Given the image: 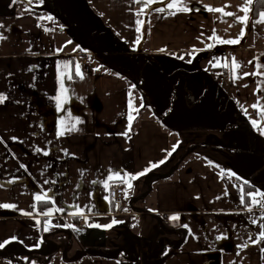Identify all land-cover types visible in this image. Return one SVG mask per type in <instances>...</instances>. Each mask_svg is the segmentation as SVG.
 <instances>
[{
  "label": "crops",
  "instance_id": "1",
  "mask_svg": "<svg viewBox=\"0 0 264 264\" xmlns=\"http://www.w3.org/2000/svg\"><path fill=\"white\" fill-rule=\"evenodd\" d=\"M100 1L82 8L102 15ZM169 2L105 0L123 3L126 19L119 8L106 18L113 33L101 43L112 41L95 51L73 41L51 6L0 0V93L8 97L0 104V204L16 206L0 207V243L16 238L0 249V264H264V241L249 240L264 231L251 222L264 223V209L249 212L240 200L245 181L264 188V22L255 23L264 11L245 28L206 9L243 17L245 0H184L194 10L175 15ZM84 15L75 14L87 25L79 23L82 39L94 25ZM48 16L46 26L40 18ZM242 29L238 44L209 39H236ZM113 41L125 48L114 51ZM62 79L64 111L55 99H65ZM77 118L79 131L58 135ZM113 173L123 179L108 180ZM105 182H120L124 197L110 199Z\"/></svg>",
  "mask_w": 264,
  "mask_h": 264
},
{
  "label": "snow or ice",
  "instance_id": "2",
  "mask_svg": "<svg viewBox=\"0 0 264 264\" xmlns=\"http://www.w3.org/2000/svg\"><path fill=\"white\" fill-rule=\"evenodd\" d=\"M14 2H15V0H14ZM26 2L28 4H31L32 0H26ZM41 2H42V0H41ZM135 2L136 3H142L146 7H150L154 3H161L162 4V3H164V0H135ZM252 3H253V0H245V4L246 5H251ZM180 5H183V6H180ZM225 7H230V5H226ZM166 8L169 9V10L170 9H175V11H171L169 13L171 15H175L177 12H180V11H182V12H190V11L194 10V9L189 8L186 4H184V0H171V2L167 3ZM206 9L208 11H214V12L222 13L224 16H234L235 19H237L239 22H241L244 25L245 28L247 27V22L249 20L248 13L250 11L248 6H245V7L241 8V11H243L245 13V15L243 17L236 16L235 13H233L231 11H225L224 7H222V8H213V7H210V6H206ZM195 10L198 11V9H195ZM155 11L163 13V12L166 11V9L163 8V7H160V8H156ZM142 13H144V9H141L140 12H137V15L139 16ZM144 14H146V13H144ZM259 16H260V19L255 21V23L264 22V12H260ZM46 19L52 20L53 18L51 16H48V17H46ZM143 23H144V21L137 20V24L142 25ZM2 27H4V25L0 24V28H2ZM46 30H50V29H46ZM137 31H140V29L138 28ZM243 35H244V30L242 29L240 37L236 38V39H223V38H221V37H219V36H217L215 34L212 37H209V39L218 40L219 43H221V44H238V43H240V39L243 37ZM4 39H6V37L2 33H0V41H2ZM137 43H139V39L137 40ZM207 47L208 48H212V47H214V45L213 44H208ZM248 63H252V61H248ZM232 64L234 65L235 68H240L241 67V65L236 61L235 57L232 58ZM225 66H227V65L225 64ZM75 67H76V74L81 76V78H83L81 70H80V65L76 64ZM259 74L260 73H244L243 75H259ZM68 79H71V76H69ZM60 88H61L62 95L65 96V99L61 100V96H57V97H55V99L58 102L57 103V108L59 110H61V111H64L65 109L63 108V104L67 103L68 100L66 98L67 89L65 88L63 79L61 80ZM7 99H8V97L5 94L0 93V104H3ZM253 107L256 108V107H258V105H253ZM262 112H264V109H262ZM131 120H132V117L129 116L128 131H131V129H132ZM64 123L65 122L63 120H61V125H64ZM80 123H82V121L77 118L75 120V122L70 127H61L60 131L58 132V135L63 137L66 132L79 131V129L77 128V125L80 124ZM256 123H257L256 121H253L254 125ZM262 131H264V129H262ZM127 134H128L127 132L123 133V135H125V136H127ZM177 146H174L172 151H175V148ZM48 154L49 153L47 151L44 152V155H48ZM171 154H172L171 152L168 153L169 156H171ZM165 162H166L165 160H161L158 163H151L150 166L148 168L144 169L143 171H141L139 173H136L134 175H130V174L125 173V176H129L130 175V179H132V180L138 179L140 176L146 175L147 172L151 171L152 169L158 167L159 165H161V164H163ZM232 175L234 176L235 173H232ZM114 177L123 179V177H120L119 173H113V175H110L107 179L108 180H112ZM10 182H12V181H10ZM45 183H47V181H45ZM245 183H247V181H245ZM104 186L105 187H109L107 182H105ZM127 187L129 189H131L133 187V185L131 183H128ZM240 191L242 193L241 197H240L241 204L245 206L247 211L251 212L252 211V206H257V207H260L261 209H264V192L257 191V192L248 193L247 195H248V197H250V203L249 204H245V197L243 195V187H241ZM257 197H260V199H257ZM46 198H47V194L37 195L35 197V199L37 201H43ZM0 207H3V208H16V206L13 205V204H0ZM59 210L60 209H57V211H59ZM23 214L24 215H31V213H27V212H24ZM79 214L83 215L82 212L79 213ZM43 215L49 216V215H51V211L44 212ZM171 219L175 221V220L180 219V217L178 215H174V216L171 217ZM260 220H264V215H261ZM251 222L253 224H258L259 223V226L262 229H264V223H260L258 220H252ZM36 223L39 224L40 221L37 220ZM48 223H50V221ZM112 223L115 224V223H117V221L113 220ZM111 226L112 225L110 224V225H106L104 227H111ZM89 227H101V226L100 225H92V224H90ZM184 227H187V225H184ZM45 230L47 231V229H45ZM15 239H16L15 237L12 238V240H15ZM216 239L217 240L227 239V236H223V235L217 236ZM12 240H8V241H4V242L0 243V249L4 248L6 244L11 243ZM249 240L253 244L261 243L262 241H264V231H261L259 233V238L258 239H252V236L250 234L249 235ZM248 246H249V243L247 241L244 242L243 244L237 245V247L240 248V249L247 248ZM262 251H264V249H262Z\"/></svg>",
  "mask_w": 264,
  "mask_h": 264
},
{
  "label": "rangeland",
  "instance_id": "3",
  "mask_svg": "<svg viewBox=\"0 0 264 264\" xmlns=\"http://www.w3.org/2000/svg\"><path fill=\"white\" fill-rule=\"evenodd\" d=\"M19 5L18 8L24 7V3H26L27 6L32 7V4H36L38 6L47 5L51 6L53 14H55V21H61L64 25L66 24L70 29V34L72 35L73 41L78 44L80 47H90L91 49L95 51H100L103 48H107V44H109L112 41V38L107 41H101L105 39L104 37L106 34L113 33L110 29H112V25L110 22L106 21L107 17H111V14H115V12L118 10V8L122 11V19H126V12H125V5L123 3L116 4L117 9L113 7H105V0H101L99 4H103V14H99L96 9H90L89 6L82 8V2L85 0H32L31 4H28L26 0H18ZM88 3H90V0H86ZM99 0H96V2ZM104 1V2H103ZM81 13L85 14L84 17L88 19V21L93 22L94 25H91L92 28L90 30V33L86 35L83 39L80 37L82 33H80L78 30L81 29L80 24L81 20L77 22L75 20V14ZM43 15V14H42ZM41 23L47 26V22L44 23L46 18H40ZM106 21V22H105ZM84 27V23H81ZM127 28V26H125ZM111 48L114 49V51H117L121 48H125L123 46V43L119 42H112ZM109 48V47H108ZM259 192H264V188H260Z\"/></svg>",
  "mask_w": 264,
  "mask_h": 264
},
{
  "label": "built area",
  "instance_id": "4",
  "mask_svg": "<svg viewBox=\"0 0 264 264\" xmlns=\"http://www.w3.org/2000/svg\"><path fill=\"white\" fill-rule=\"evenodd\" d=\"M81 64L84 72L90 70V60L85 56H81ZM219 81H228L227 74L221 75ZM124 187L120 182H113L109 186L108 195L110 199L118 201L124 197ZM165 216V215H164Z\"/></svg>",
  "mask_w": 264,
  "mask_h": 264
},
{
  "label": "trees",
  "instance_id": "5",
  "mask_svg": "<svg viewBox=\"0 0 264 264\" xmlns=\"http://www.w3.org/2000/svg\"><path fill=\"white\" fill-rule=\"evenodd\" d=\"M249 16H255L260 11H264V0H253V3L249 6ZM242 125H246V123H242ZM260 186V183L255 182L253 180L248 181L247 183L243 184L244 187V193L247 200V194L251 191H257V188Z\"/></svg>",
  "mask_w": 264,
  "mask_h": 264
}]
</instances>
